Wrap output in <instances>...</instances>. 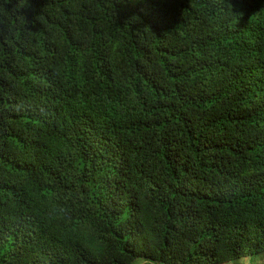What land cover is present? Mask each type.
Instances as JSON below:
<instances>
[{"label": "trees", "instance_id": "16d2710c", "mask_svg": "<svg viewBox=\"0 0 264 264\" xmlns=\"http://www.w3.org/2000/svg\"><path fill=\"white\" fill-rule=\"evenodd\" d=\"M264 258V0H0V264Z\"/></svg>", "mask_w": 264, "mask_h": 264}, {"label": "rangeland", "instance_id": "374dc122", "mask_svg": "<svg viewBox=\"0 0 264 264\" xmlns=\"http://www.w3.org/2000/svg\"><path fill=\"white\" fill-rule=\"evenodd\" d=\"M253 256H250V257H246V258H243L241 260V262L243 264H264V261H262V259H260L259 257L256 258V259H250L252 258ZM135 264H144L143 260H137ZM226 264H231V263H226Z\"/></svg>", "mask_w": 264, "mask_h": 264}, {"label": "crops", "instance_id": "0c3cea01", "mask_svg": "<svg viewBox=\"0 0 264 264\" xmlns=\"http://www.w3.org/2000/svg\"><path fill=\"white\" fill-rule=\"evenodd\" d=\"M262 261H264V258L262 259Z\"/></svg>", "mask_w": 264, "mask_h": 264}]
</instances>
